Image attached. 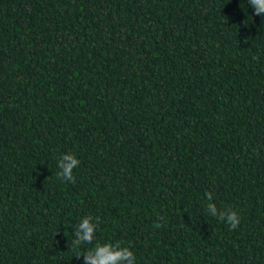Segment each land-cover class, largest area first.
<instances>
[{"label": "trees", "instance_id": "obj_1", "mask_svg": "<svg viewBox=\"0 0 264 264\" xmlns=\"http://www.w3.org/2000/svg\"><path fill=\"white\" fill-rule=\"evenodd\" d=\"M68 152L75 183L57 175ZM85 215L103 221L93 243L68 248ZM115 241L136 264H264L248 0H0V264H83Z\"/></svg>", "mask_w": 264, "mask_h": 264}, {"label": "clouds", "instance_id": "obj_2", "mask_svg": "<svg viewBox=\"0 0 264 264\" xmlns=\"http://www.w3.org/2000/svg\"><path fill=\"white\" fill-rule=\"evenodd\" d=\"M248 3L255 9V14L264 16V0H248ZM80 163L81 161L75 153L62 154L58 158V177L75 183L76 178L73 175V170L78 168ZM206 197L209 201L206 205V211L211 216L227 223L233 230L240 225L241 220L238 210H233L230 206L218 209L216 204L212 202V194L206 193ZM102 222L100 216L85 215L75 226L74 238L71 243L68 242V248L79 249L84 244H92L96 237L97 229ZM76 257H83V264H136L134 252L121 241L96 242L89 250L77 253Z\"/></svg>", "mask_w": 264, "mask_h": 264}]
</instances>
